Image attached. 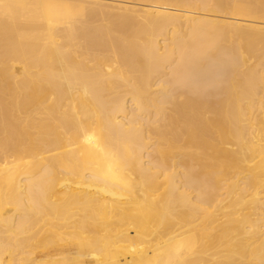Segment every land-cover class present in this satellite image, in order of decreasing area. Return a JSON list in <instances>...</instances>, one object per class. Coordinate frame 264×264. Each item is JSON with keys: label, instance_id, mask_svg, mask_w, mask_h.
I'll list each match as a JSON object with an SVG mask.
<instances>
[{"label": "bare ground", "instance_id": "obj_1", "mask_svg": "<svg viewBox=\"0 0 264 264\" xmlns=\"http://www.w3.org/2000/svg\"><path fill=\"white\" fill-rule=\"evenodd\" d=\"M258 19L0 0V264H264V50L228 46Z\"/></svg>", "mask_w": 264, "mask_h": 264}, {"label": "rangeland", "instance_id": "obj_2", "mask_svg": "<svg viewBox=\"0 0 264 264\" xmlns=\"http://www.w3.org/2000/svg\"><path fill=\"white\" fill-rule=\"evenodd\" d=\"M227 12H228V10L225 9V13H226V15H231V14H228ZM258 20H259V19H258ZM259 21H261V22H260V26H261V25L263 26V27H261V28H264V24L262 23V22H264V19L259 20ZM261 28H258V29H260V30H258V31H257V29H256L255 31H252V32H250L251 29H249L250 31H249L248 29H246V31L244 32V33H248V32H249V34L251 33V34H254V35L256 36L254 39L250 40L252 44L250 43L249 39H246V38H245V40H244L245 34L241 33L242 35H241V36H238V33H236V35H235V33L233 34V32L230 31L231 36L233 35V37L236 36V37H239V38H236V37H235V38H234L235 40H233V41L230 40L231 42H228V46H229V43H233V42H235V43H233V44H234V45L236 44V46H238L237 49L242 48L243 50H245L246 47H247V49L250 50V51H248V50H245V51H247L248 53L252 52L253 49L257 51V50L260 48V50H259L260 52L257 51V52H258V53H257V52H255V51H253V52H252L253 55H252V53H250L251 57L253 58V60L250 59V61H256V58H257L256 53H257V54H260V53H261V50H262V49L264 50V42H263V41H264V29H261ZM240 32H241V31H240ZM258 32H259V33H258ZM230 33H228V35H230ZM255 33H256V34H255ZM257 34H258V35H257ZM260 34H262V36H260ZM228 35H227V36H228ZM243 35H244V36H243ZM248 36H249V35L246 34V37H248ZM259 37H260V38H259ZM261 37H263V38H262L263 41L261 40ZM236 40H237L238 42L241 41V40H243V41L240 42V43L238 44V43H236ZM246 40H247V41H246ZM258 41H260L261 43L258 42ZM224 42H226V41H224ZM224 42H223V43H224ZM243 42H245V44H244ZM248 43H249V44H248ZM256 43H257V44H256ZM258 43H260V44H258ZM225 44L227 45V42H226ZM233 44H230V46L233 47V46H234ZM241 44H242L243 46H240ZM247 44H248V45H247ZM249 45H250V46H249ZM251 45H254L255 48H254V47L252 48ZM259 45H260V46H259ZM258 47H259V48H258ZM261 47H262V48H261ZM251 48H252V49H251ZM234 49H236L235 46H234ZM254 53H255V54H254ZM246 54H247V53H246ZM8 63H9V61L4 62V64H7V65H8ZM16 66L19 67L20 65H19V64H18V65L16 64Z\"/></svg>", "mask_w": 264, "mask_h": 264}]
</instances>
